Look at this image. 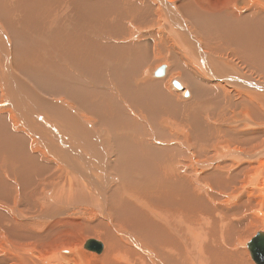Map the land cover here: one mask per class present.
<instances>
[{"label": "bare ground", "instance_id": "obj_1", "mask_svg": "<svg viewBox=\"0 0 264 264\" xmlns=\"http://www.w3.org/2000/svg\"><path fill=\"white\" fill-rule=\"evenodd\" d=\"M65 1L73 14L52 15ZM98 2L0 0V264H253L242 239L264 226V94L250 80L252 68L264 72V0ZM131 18L164 24L151 38L170 46L191 99L155 79L166 64L140 82L151 55L163 58L149 40L97 39L119 30L115 41L125 40ZM193 33L222 35L218 50L205 45L217 58ZM75 66L115 92L81 86ZM216 114L220 126L207 120ZM171 140L182 157L205 158L193 160L199 175ZM86 236L103 241L101 255L84 249Z\"/></svg>", "mask_w": 264, "mask_h": 264}, {"label": "rangeland", "instance_id": "obj_2", "mask_svg": "<svg viewBox=\"0 0 264 264\" xmlns=\"http://www.w3.org/2000/svg\"><path fill=\"white\" fill-rule=\"evenodd\" d=\"M75 1V0H74ZM98 2L99 4L101 3V4H103V2L104 1H107V0H93V2L95 3V2ZM207 1H210L211 3L213 2H215V1H219V0H207ZM237 1H239V0H225V2L226 3H228V6L227 7H231V9H238V8H241L242 6L241 5H238L237 4ZM105 3V2H104ZM15 5V4H14ZM65 6H67V10L66 11H63L64 13H65V15H66V17H69L71 14H73V7L70 5V3L68 2V1H65V2H63L62 3V5L52 14V15H54V14H56V13H58L60 10H62ZM217 7V6H216ZM212 8H214V7H212ZM218 8V7H217ZM219 8H220V5H219ZM111 8L109 7H107L106 8V13H109V10H110ZM67 11H70L71 13H70V15L68 14V12ZM51 15V16H52ZM50 16V17H51ZM109 16H110V13H109ZM119 15H117L116 13L114 14V17L116 18V17H118ZM158 16V15H157ZM49 17V18H50ZM182 25H183V27L185 28V30L188 32V33H192L193 31L190 29L191 27L190 26H188L190 23H188L187 22V19L184 17V18H182ZM48 21H49V19H48ZM48 23V22H47ZM184 23H185V25H184ZM134 24V25H133ZM135 22H133L132 21V18H131V21L129 22V21H127L126 22V24L124 25V26H121L122 27V30L120 31V32H122V34H124L125 36H126V39L125 40H116L115 41V39H114V34H117V33H119V30H116V32L115 31H113V30H106V31H104L103 33H101L99 36H98V38L97 39H99L100 40V42L102 43V44H105V45H107V43H116V42H118V43H124V42H126L127 44H135V43H137L138 41H140L141 39H142V37H143V39H142V42H144V40H149L150 41V50L152 51L153 49L155 50L156 49V51L158 50V52H160L159 53V55H158V57H163L162 59H159L158 58V60H157V58H155V57H153L152 58V55H151V59H152V61H153V65H150V62L147 64V66H143V67H141V69H140V71H139V77H140V82H143V81H148V80H152L151 78L153 77L152 76V73L150 72V71H154V68L156 69L159 65H161V64H166L167 65V72H166V74L165 75H163V76H156L155 77V79H157V78H159L160 80L162 79V80H164L165 81V83H164V87H165V89L168 91V92H170V91H172V92H170V93H172V94H175L176 96H178V98L182 101V100H184L185 98H189V96H193V93H192V91L190 90V89H187L186 87V81H185V79L182 77V76H179L178 75V72H174V73H172V64H170L169 63V61H171L170 60V57H171V54H172V51H171V49H170V46L168 47L167 45L168 44H166V45H162L161 44V42H159L158 40H155V39H152L151 38V36H153L154 37V35L152 34V33H157V34H163V32H165V27H164V24H162L163 26H155L154 27V25H153V27L152 26H149L148 28H141V26L140 25H138V24H136V26H135ZM47 25V24H46ZM45 25V26H46ZM44 26V27H45ZM134 26V27H133ZM186 26V27H185ZM188 26V27H187ZM159 27H160V29H159ZM131 30H130V29ZM133 28V29H132ZM162 29V30H161ZM158 30V31H157ZM157 31V32H156ZM163 31V32H162ZM160 32V33H159ZM104 34V35H103ZM193 34H195V33H193ZM199 34V33H198ZM148 35V36H147ZM208 35H210V34H208ZM103 36V37H102ZM104 36H105V38H104ZM214 36V35H213ZM195 37H196V39L197 40H200L201 42H202V44H204V49H205V51H207V53L210 55L211 53L209 52V50H207V48L205 47V45H209L210 47H215V48H213L214 49V51L215 50H218V48H220V47H222V42H221V38H222V35H220V37H219V35H215V37H212L211 35L210 36H208V37H210V38H204V37H202V36H200V35H197V33L195 34ZM218 37H219V39H218ZM123 38V37H122ZM213 38V39H212ZM40 39V38H39ZM113 39V40H112ZM152 40H154V41H152ZM108 41V42H107ZM110 41V42H109ZM152 41V42H151ZM216 42V43H215ZM152 43V44H151ZM211 43V44H210ZM212 44H216V45H212ZM153 45H154V47H153ZM158 46V47H157ZM159 47H163L162 49L163 50H161V48L160 49H157V48H159ZM168 50H167V49ZM140 49L141 50H144L145 48H143V46H142V48L140 47ZM169 49H170V51L171 52H169L168 53V51H169ZM160 50V51H159ZM167 50V51H166ZM150 52V51H149ZM164 52V53H163ZM57 53V52H56ZM108 54H110L109 52H108ZM165 54V55H164ZM167 54H169L168 56H167ZM162 55H164V56H162ZM173 55V54H172ZM214 54H212V55H210V56H212V57H215V56H213ZM169 57V58H168ZM45 58L46 59H51V55H46L45 56ZM215 58H217V57H215ZM159 61V62H158ZM154 62H156L155 64H154ZM70 64H72V63H70ZM121 65H122V63H121ZM150 65V66H149ZM171 65V66H170ZM100 66V69L102 70V72L105 74L106 73V75L104 76V74H103V78H111V76H113L112 75V71H107L105 68H104V66H102V65H99ZM147 68V69H146ZM74 68L72 67L71 68V71L72 72H74V75L77 77L76 78V80L78 81V82H80V85L81 86H83V87H90V88H92V89H94L93 87H96V88H102L103 90H106V91H113V92H115V89L113 88V85L112 84H109L108 82H107V80L105 79V83H104V85H99V84H95L94 82H93V86H91L92 85V82L89 80V79H87V76L83 73V72H80V70L79 69H77V67L75 66V69L73 70ZM149 71V73H148V71ZM241 70V69H240ZM252 70H253V74H252V76H251V78L248 76V75H245L242 71L243 70H241V71H239L238 70V73L239 74H237V75H241L242 77H244V78H247V79H249L250 78V80H255L256 79V77H257V79L256 80H261V86L260 87H258L259 88V90L257 89V92L258 93H262V94H264V90H260L261 88H263V85H264V72H258V69H255V68H252ZM152 71V72H153ZM143 72V73H142ZM245 72V71H244ZM246 73V72H245ZM260 73V74H259ZM97 75H98V73H96ZM137 74V75H138ZM175 76H174V75ZM80 75V76H79ZM141 75V76H140ZM143 75V76H142ZM149 75V76H148ZM171 76V77H170ZM247 76V77H246ZM145 77V78H144ZM161 77H163V78H161ZM176 77V78H175ZM180 77H182V78H180ZM240 77V76H239ZM84 78V79H83ZM144 78V79H143ZM164 78H166V80L164 79ZM172 78H173V82L174 81H179L181 84H182V88H180V87H176V86H174V83L171 81L172 80ZM229 78H230V76H229ZM79 79H81V81H79ZM82 79H83V81H82ZM182 79V80H181ZM88 81V82H87ZM169 81H171L170 83H169ZM183 81V82H182ZM227 81V85H229V86H232L230 83H229V81H228V79L226 80ZM257 82V81H256ZM28 83V82H27ZM167 83V84H166ZM180 83H179V85H180ZM171 85V86H170ZM98 86V87H97ZM168 86V87H167ZM233 87V86H232ZM109 88V89H108ZM116 88V87H115ZM237 88H239L238 86H237ZM186 89V90H185ZM240 89V88H239ZM170 90V91H169ZM183 91H185V92H183ZM189 92V94H188V96H187V94H185L186 92ZM175 92V93H174ZM180 92V93H179ZM183 93V94H182ZM192 93V94H191ZM182 94V95H181ZM214 97H216L215 95H211V97L210 98H214ZM246 97L247 98H249V96H247L246 95ZM192 97H190L189 99H191ZM53 100H55V99H53ZM61 100V101H60ZM60 100H58V101H60V102H62V103H64V104H67L68 105V101H63L62 99H60ZM215 100H217V98H214V105L215 106H217V103L219 104V101L217 100V101H215ZM249 100V99H248ZM123 105H126L127 104V102L125 101V100H123L122 98L119 100ZM66 102V103H65ZM233 102H234V100H233ZM249 102H252V101H249ZM254 102H252V104H253ZM251 104V107H253V106H255V107H253L254 108V110H258L257 108H258V106H259V104H253L252 105ZM69 106V105H68ZM126 108L128 109V110H131V109H129V107L128 106H126ZM7 110V109H6ZM220 112H222L223 110L222 109H218ZM247 110H249V109H247ZM132 111V110H131ZM208 111H211L210 109H208ZM250 111V110H249ZM260 109H259V111H257V112H259V115H260V119H256V121H258V122H260V125H258V128H257V130H262V129H264V113H263V111L260 113ZM137 111H135L134 113H130V116L132 117V118H136V119H139L140 121H144V119L142 118L143 116L142 115H140V114H137L136 113ZM251 114V113H250ZM238 115V114H237ZM209 117H211L210 119H208ZM217 117H218V114H216V115H208V117H207V120H208V122L211 124V125H218V126H220V125H222L220 122H219V120L217 119ZM233 117H236V116H232V117H230L229 119H232ZM251 117H253V115H251ZM164 118H167V117H165L164 116ZM216 118V119H215ZM254 118V117H253ZM237 119V118H236ZM172 121H174V120H172ZM145 124V123H144ZM233 128H234V125H231ZM260 128V129H259ZM107 129V128H106ZM108 130V129H107ZM110 130H108V133H110L109 132ZM262 135H261V138L263 137L264 138V133H261ZM110 135H111V133H110ZM127 136H130V135H127ZM111 137V136H110ZM148 138H149V135L146 133L145 134V136H144V139H145V141H147L148 140ZM105 140H107L108 141V139L106 138ZM168 143H170V144H172V147L174 148V150H173V154H178L179 156H181L180 155V153H179V148H177V147H175V145H177V143L178 142H176V141H174V140H171V141H167ZM105 145H106V143H105ZM105 145H104V147H105ZM234 147V145H232L231 146V148H233ZM242 155H243V153H247L246 151H242V152H240ZM182 157V156H181ZM182 158H185V159H187L188 161H189V163L191 164V165H189V168H192L191 170L192 171H195V173H197V175H199L201 172H202V170H201V168H199L198 166L199 165H192V163H193V160L194 159H196L197 160V162L200 164V160L199 159H205V158H198L195 154H193V155H191V156H183ZM259 159H257L256 161H258ZM197 169H200V171L199 172H196L197 171ZM190 170V171H191ZM260 172H262V170L260 171ZM193 173V172H192ZM110 174V173H109ZM194 174V173H193ZM113 178H115V179H117V180H119L120 178H119V176H113V175H111ZM197 177H199V176H197ZM117 183L115 182L114 184H113V182H112V185H116ZM112 185L110 184L109 185V187H107V189H106V191L108 190V189H110L111 187H112ZM4 208H6L5 206H3ZM258 226V225H257ZM256 226V224L253 226V231L251 232V233H249L247 236H245L243 239H242V243H243V248H244V250L246 251V254L248 255V257H249V259L253 262V264H256L255 263V261L253 260V258H252V256H251V253H250V250H249V248L247 247V245H246V243L249 241V240H251L253 237H255V235L259 232V231H262V230H264V226H261V227H257ZM85 239H84V241H86L87 239H90V238H96V237H94V236H86V237H84ZM98 239V238H97ZM100 241H102L101 239H99ZM103 242V241H102ZM106 246V245H105ZM84 248V247H83ZM85 250H87L86 248H84ZM105 250V249H104ZM104 250H103V252H104ZM87 251H89V250H87ZM90 252V251H89ZM102 252V253H103ZM91 253H94V252H91ZM102 253H94V254H98V255H101ZM205 255V254H204ZM207 257H209L210 259H211V261H212V255L211 254H208L207 255ZM208 259V258H207ZM204 264H207V260L205 259V257H204Z\"/></svg>", "mask_w": 264, "mask_h": 264}, {"label": "water", "instance_id": "obj_3", "mask_svg": "<svg viewBox=\"0 0 264 264\" xmlns=\"http://www.w3.org/2000/svg\"><path fill=\"white\" fill-rule=\"evenodd\" d=\"M166 74V70L160 67L157 70L156 76H163ZM179 81H174V86L182 88V84ZM187 96L189 92L187 91ZM250 250L251 256L256 264H264V230L259 231L255 237L246 243ZM84 247L88 250L94 251L96 253H101L105 246L104 243L96 238H90L86 241Z\"/></svg>", "mask_w": 264, "mask_h": 264}]
</instances>
